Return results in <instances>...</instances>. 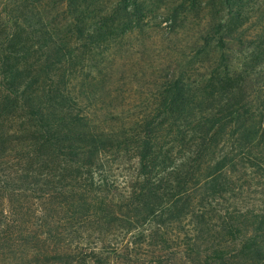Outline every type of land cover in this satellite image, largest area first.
<instances>
[{
  "label": "trees",
  "instance_id": "16d2710c",
  "mask_svg": "<svg viewBox=\"0 0 264 264\" xmlns=\"http://www.w3.org/2000/svg\"><path fill=\"white\" fill-rule=\"evenodd\" d=\"M201 2L220 59L156 83L144 118L108 114L107 128L95 126L91 99L64 92L56 73L108 53L117 31L125 36L124 22L110 26L124 0L94 31L83 29L88 11L61 20L64 35L33 64L32 28L9 14V48L0 53V264H264V31L247 35V0ZM201 45L195 34L185 47L199 54ZM227 51L242 62H228ZM131 162L133 174L110 195L105 174Z\"/></svg>",
  "mask_w": 264,
  "mask_h": 264
},
{
  "label": "rangeland",
  "instance_id": "374dc122",
  "mask_svg": "<svg viewBox=\"0 0 264 264\" xmlns=\"http://www.w3.org/2000/svg\"><path fill=\"white\" fill-rule=\"evenodd\" d=\"M117 1L52 0L47 5L45 0H28L27 4L20 7L13 3L9 4V0H0V53L1 50L9 48L6 43L9 35V25L6 23L9 14L15 16L12 20L19 17L24 23L25 20L28 21V25L32 28L31 32L34 36L32 43L36 47L34 46L33 52L35 57L30 59L29 63L33 64L36 58L45 60L53 42L62 38L63 28L59 25L61 20L69 22L72 21L73 16L88 11L86 14L88 23L83 29L94 31L96 26H100L99 19L108 16ZM126 1L124 0L119 6L121 20L110 26L112 28L124 22L123 27L119 29L123 28L127 32L125 36H121L122 30L117 31L119 35L109 44L108 53L99 57L94 56L92 60H89L92 54L84 59L74 58L69 66L61 68L64 71L56 70L57 80L62 82L61 88L65 90L64 92L71 91L73 94L78 93L83 98L91 99L93 105L90 109L96 114L94 121L95 126L98 127L107 128L108 123H103L102 119L108 114L116 115L117 112H124L126 116L133 118L134 122L138 117L144 118L148 106L158 91L156 83L162 84L166 82L167 77L172 78L174 74L184 77L185 73L193 68L220 59L215 51L216 33H204L209 27H207L208 15L203 9V1L139 0L136 1L138 10L131 3L127 7L128 1ZM192 3H195L194 8L185 10L189 9ZM126 7L129 8V13L124 11ZM175 8L178 11H175L174 17ZM246 8L248 19L245 18L243 27L247 30L248 36L254 37L257 29L264 31L261 27L264 25V0H247ZM123 17L127 19L124 21ZM218 17L220 19L221 16L213 15L215 23H218ZM195 34L201 39L202 44L199 54H194L185 47L191 36ZM79 42L85 44L86 41ZM32 43L29 41L27 45L32 46ZM227 52L228 62L234 64L242 62L244 55L236 53L237 51ZM258 78L264 80V74H260ZM261 85H264V81ZM4 130L9 132V126H5ZM9 146L11 147V144ZM134 165L135 162H131L130 165L123 164L118 171L105 174L110 195L121 189L120 186L123 185L121 183L128 175L133 174ZM110 167L117 168L112 164ZM119 183L120 185H117ZM29 218L26 217V220L32 222Z\"/></svg>",
  "mask_w": 264,
  "mask_h": 264
}]
</instances>
